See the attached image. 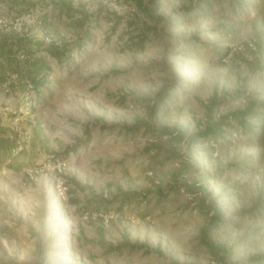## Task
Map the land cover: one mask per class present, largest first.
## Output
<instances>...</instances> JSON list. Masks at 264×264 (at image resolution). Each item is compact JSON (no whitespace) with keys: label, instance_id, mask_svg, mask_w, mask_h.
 Listing matches in <instances>:
<instances>
[{"label":"rangeland","instance_id":"obj_1","mask_svg":"<svg viewBox=\"0 0 264 264\" xmlns=\"http://www.w3.org/2000/svg\"><path fill=\"white\" fill-rule=\"evenodd\" d=\"M0 264H264V0H0Z\"/></svg>","mask_w":264,"mask_h":264}]
</instances>
